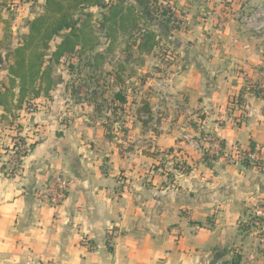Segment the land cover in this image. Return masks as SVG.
I'll return each mask as SVG.
<instances>
[{
	"label": "crops",
	"instance_id": "obj_1",
	"mask_svg": "<svg viewBox=\"0 0 264 264\" xmlns=\"http://www.w3.org/2000/svg\"><path fill=\"white\" fill-rule=\"evenodd\" d=\"M33 1L10 2L27 10ZM38 1L44 9L45 0ZM161 2L178 16L184 13V28L175 32L156 24L178 56L155 83L151 112L140 110V128L125 127L124 140L140 145L134 151L123 150V130L104 122L93 101L77 103L67 95L59 68L47 95L40 80L35 84L40 94L25 93L24 100L20 88L11 90L0 74V264H233L237 256L243 259L238 248L249 242L254 207L264 203V169L243 164L235 152L249 150L251 143L264 148V97L249 96L246 109L235 102L247 92L246 80L255 82L256 71L264 67V0ZM7 4L0 0V13ZM31 11V17L17 16L23 32L14 30L9 39L2 13L1 55L29 38V24L39 16ZM29 101L38 106L34 112L28 111ZM198 115L201 120L193 125ZM206 133L222 141L232 157L206 162L193 147ZM17 138H25L31 149L9 175L6 161ZM169 149L176 161L191 167L188 173L177 171L176 162L161 167V155ZM58 173L71 180L66 201L59 207L41 205L38 193Z\"/></svg>",
	"mask_w": 264,
	"mask_h": 264
},
{
	"label": "trees",
	"instance_id": "obj_2",
	"mask_svg": "<svg viewBox=\"0 0 264 264\" xmlns=\"http://www.w3.org/2000/svg\"><path fill=\"white\" fill-rule=\"evenodd\" d=\"M117 1L113 3V0H45L43 14L29 24V38L12 53L16 57V62L9 68L11 89L18 86L19 94L24 100L25 93H28L27 88L34 87L32 95L36 97L40 94L41 88L33 86V82L37 84V81L41 80L46 83L45 94H48L53 85L52 68L51 64H46L43 59L46 52L51 50L52 43H56L59 38H61L59 44L50 52L51 61L57 65L61 64L66 57H82L88 53L89 59L93 60L90 66L98 69L104 64L105 56L115 52L121 35H128L132 45H137L136 48L140 54L150 55L155 52L160 43V36L155 32L139 29V22H150L158 17L160 23L165 25L175 18V8L169 4L159 6L161 7L159 8L156 0H132L128 5V0ZM92 8L103 10L99 20H96L94 13L90 11ZM76 14H79L77 19ZM170 29L178 30L179 27L174 26ZM102 37L107 41V49L101 52L97 49ZM29 53L35 56V61L27 67L26 61ZM44 65H46L45 68ZM35 68L36 72L33 70ZM245 87L247 92L242 91L236 103L242 109H246L249 105V96L264 97L258 81L253 83L246 80ZM96 98V93H94L92 101L99 108L105 101ZM114 99L124 105L128 103L122 92L117 93ZM143 105V110L150 113L149 104L143 102ZM257 147L255 143H251L249 150L254 152ZM163 154V157L167 158L176 152L174 149H169ZM203 157L206 162L218 161L217 157L208 153H204ZM244 163L249 166L248 162ZM174 168L182 173H188L191 169L185 161L176 162ZM233 264H240L239 256L234 259Z\"/></svg>",
	"mask_w": 264,
	"mask_h": 264
},
{
	"label": "rangeland",
	"instance_id": "obj_3",
	"mask_svg": "<svg viewBox=\"0 0 264 264\" xmlns=\"http://www.w3.org/2000/svg\"><path fill=\"white\" fill-rule=\"evenodd\" d=\"M6 1L9 4H7V6L4 9H2V13H5V16H7L6 19L7 22L4 25V31L6 34L5 39H9V36L12 35L14 30L18 32L22 31L20 29L21 28L20 24H23V20L15 23L18 18L17 16H19L20 14L22 16H24L25 14L27 16H30V9H32V7H33V12L31 11L32 13L31 15L41 16L44 12V9H42V4L38 0H34L32 7H27V10H24V7L22 6L20 7L19 4H12V2H10L11 0H6ZM156 1L158 3L157 5L158 7L164 6V3L161 2L162 0H156ZM117 2H118L117 0H113V3H117ZM131 2L132 0H128L127 5L130 4ZM10 5L11 6L13 5V7H11ZM37 8L39 9L38 11L36 10ZM93 12L95 15V19L99 20L101 18V14L103 11L102 9H94ZM2 13H0V16H2ZM183 14L178 16L176 12L175 18L171 22L165 24L164 26H166L168 30H170V28L174 26L179 27L178 30H174L175 32L183 30L184 28V19L182 18ZM78 16L79 14H76L75 18L77 19ZM159 20L160 19L156 17V20L154 19L151 20L150 22L147 21L139 22V29L141 28V30L155 32L160 36V43L154 56H152V54L150 55L140 54L136 48L137 45L134 44L132 45V43L130 42L129 36L121 35L117 43L116 46L117 48L115 52L106 55L104 64L98 67V69H95L94 67L90 66V62H93V60L89 59L90 55L88 53L86 55H83L82 57H78V56L66 57L61 61V64L59 65L55 64L54 61H51L52 56L50 55V52L54 50L56 43H52V48L50 51L46 52V56L43 59V61L46 62V64H51L50 67L52 68L51 69L52 78L54 76L53 75L54 69L56 68L60 69V70L58 69L57 72H60L62 75H64L63 81L66 83L67 95L73 98L75 102L82 103L81 102L82 100L84 102L92 101L94 93H96L97 96L96 99L107 100L106 104H102L98 108L99 115L102 116L104 122H107L108 125L111 124L112 126H114L113 123H117L118 124L117 130L120 131L123 130L122 133H120V135H122L127 129L128 131H130V129L132 128V130L134 131L136 126L139 125L140 128V110L142 111L143 114L147 115V113L143 110L144 109L143 102H147L149 104V108L151 112L152 108L150 106L149 99L151 100L152 97L154 96L155 83H158L160 80H163L165 76H167L168 74L167 70L169 69L170 65H172L176 61V58L178 56L175 53L176 52L175 46L170 44V42L164 40V36H162L161 33H159V30L156 26L157 23H160ZM14 25L16 28H14ZM100 42L101 44L97 50L101 52L105 51L107 49L106 39L102 37ZM0 60H2L3 62L2 67L0 68V72H1L0 74H2V78L6 79L8 84H10L11 77H10L9 68L14 66L16 62V57L12 53H8L5 55L0 54ZM34 61H35V56L29 53L27 55V61H26L27 67L31 66V64ZM45 67L46 65H44V68ZM33 70H35V72L37 71L36 68ZM256 74L258 77L257 79H255V81L264 82V67L262 69H258L256 71ZM53 83H54V79H53ZM33 86H35L34 82H33ZM33 88L34 87L27 88V91L29 92L27 93L28 97L33 94ZM119 92H122V94L125 95L126 98L128 99V103L126 105L117 102L118 106H115L114 102H112L114 96ZM27 104L29 105L28 108L34 109L33 112L38 108V106L35 103H31L30 101ZM196 119H195L196 121L192 120V122H194L192 123L193 125L198 124L197 121L201 120V116L198 115ZM148 123H147L148 127L150 126L152 128L154 127V123L153 125H150V122ZM111 130L112 132H115V129L114 130L111 129ZM139 134H137V136L132 134V138L137 137L138 140H140ZM113 136L114 134L111 135V137ZM114 137H118V136L116 135ZM125 137H126L125 135L124 136L122 135L120 137L125 142L120 144L124 147L123 150L128 152L134 151L135 146L138 144L137 143L133 144L131 142L129 143L128 141H125L126 140V139L124 140ZM24 139L25 138L21 140L25 142ZM161 156L164 159L160 160L159 162L162 163L183 162L182 159L181 160L178 159L176 161L174 155L169 156L167 158L163 157L164 154ZM165 163H163V165H165ZM242 163L245 164L244 162ZM174 164L172 163V166ZM249 166H253V165L249 164ZM254 167H257L259 169L264 168L262 166L259 167L254 166ZM169 168L170 167H168L167 164V168H164L165 173H168V171L166 170ZM170 172L171 170L169 171V174ZM247 237H249V242L247 243V245H245L243 248H238L239 251L237 250L240 255L246 254L250 250L252 251L256 246L257 238L255 236H252L251 227L249 232H247Z\"/></svg>",
	"mask_w": 264,
	"mask_h": 264
},
{
	"label": "built area",
	"instance_id": "obj_4",
	"mask_svg": "<svg viewBox=\"0 0 264 264\" xmlns=\"http://www.w3.org/2000/svg\"><path fill=\"white\" fill-rule=\"evenodd\" d=\"M254 83V81H253ZM259 88L264 94V82H259ZM237 103V102H235ZM34 109L28 108L29 112H33ZM31 146L25 143L21 138H17L14 141L11 149L10 158L8 159L6 171L9 175H14L21 162L30 152ZM193 147L195 150L200 151L202 154L208 153L211 156L218 158L230 159L233 154L228 152L222 141L215 138L211 133L202 135L193 141ZM235 156L243 162H248L253 166L264 167V148L257 147L252 152L237 151ZM264 169V168H263ZM71 180L70 177L65 173H58L54 175L46 184L43 190L38 193V201L41 205H49L51 207L61 206L67 199ZM252 230V236L257 238L255 248L246 254L240 255L243 257L240 264H259V258L264 255V203H259L254 207L252 219L250 222Z\"/></svg>",
	"mask_w": 264,
	"mask_h": 264
}]
</instances>
